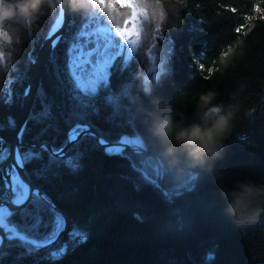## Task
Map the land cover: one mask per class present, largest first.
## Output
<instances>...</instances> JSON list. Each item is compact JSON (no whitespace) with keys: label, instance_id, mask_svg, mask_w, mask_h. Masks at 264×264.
I'll use <instances>...</instances> for the list:
<instances>
[{"label":"trees","instance_id":"trees-1","mask_svg":"<svg viewBox=\"0 0 264 264\" xmlns=\"http://www.w3.org/2000/svg\"><path fill=\"white\" fill-rule=\"evenodd\" d=\"M58 12L40 17L11 78L0 86V165L19 119L32 59ZM70 14L20 134L24 173L42 197L33 193L7 218L39 242L56 239L45 246L10 239L0 264H264V216L244 228L225 217L211 176L197 169L191 171L199 173L194 182L191 172L175 180L161 161L167 190L193 183L169 199L150 180L154 160L129 149L108 153L94 136L114 144L122 134H138L159 158L145 119L154 98L179 114L186 111L182 91L214 87L226 104L256 106L255 123L226 142L217 169L226 175L264 174V135L256 134L264 125V0H187L184 23L152 37L159 55L152 59L150 43L138 36L137 48L112 58L105 80L92 90L94 85H79L70 66V49L92 15ZM224 49L227 57L220 56ZM209 67L216 71L205 80ZM78 122L93 134L81 135L61 156L52 154L65 146L68 130ZM4 193L0 171V198Z\"/></svg>","mask_w":264,"mask_h":264},{"label":"clouds","instance_id":"clouds-1","mask_svg":"<svg viewBox=\"0 0 264 264\" xmlns=\"http://www.w3.org/2000/svg\"><path fill=\"white\" fill-rule=\"evenodd\" d=\"M65 3L71 12L83 16L99 13L114 25L133 10L122 5L121 0H0V86L11 78L23 45L34 36L40 17L52 16ZM131 3L137 14L141 42L150 43L157 33L184 23L181 13L187 0H131ZM220 56L227 57L228 51L222 50ZM197 63L203 70L204 65ZM215 71L209 67L204 79L211 80ZM180 98L185 112L174 113L170 104L156 97L154 108L146 113L149 137L159 159L175 180H182L197 169L211 176L223 215L241 228L257 224L264 216V174L226 175L216 167L226 142L255 123L256 106H245L238 100L226 104L219 100L214 87L182 91ZM256 134L264 135V125L256 128Z\"/></svg>","mask_w":264,"mask_h":264},{"label":"rangeland","instance_id":"rangeland-1","mask_svg":"<svg viewBox=\"0 0 264 264\" xmlns=\"http://www.w3.org/2000/svg\"><path fill=\"white\" fill-rule=\"evenodd\" d=\"M121 3L133 9L130 14H127L126 19L114 25L103 15L93 14L89 22L80 30L76 39L77 43L70 49L72 73L76 75L80 83H85V86L92 85L91 82L97 83L100 75L103 76L106 72L112 58L126 56L133 49L132 45H136L137 27L134 5L131 0H121ZM107 25L109 28L106 27ZM102 27L103 29L100 30ZM148 52L151 53V58L153 55L156 57L159 49L153 48ZM5 196L6 193L0 199H4Z\"/></svg>","mask_w":264,"mask_h":264},{"label":"water","instance_id":"water-1","mask_svg":"<svg viewBox=\"0 0 264 264\" xmlns=\"http://www.w3.org/2000/svg\"><path fill=\"white\" fill-rule=\"evenodd\" d=\"M57 18H59V19H57ZM57 18H56V20H59V24L57 26H55L56 20L54 21V23L51 26L49 32L47 33L45 39L43 40L37 54L35 55L34 59L32 60V68L30 70L27 85H26L24 95L22 98L19 119H18V122L15 126L14 133L10 139L9 152H8L6 159L0 165V170H1V173H2V176H3L5 182L9 183V172L11 171V168L13 167L15 169V171L17 172L18 176L27 185L28 194H27V197H26V200L24 201V203H26L27 200L30 198L31 191H33L34 188L29 183V180L27 179V177L24 173L23 166L17 165L16 161L14 160V156H15V152H17V154H19L18 150L21 146L20 134H21V131H22L28 117H29L30 109H31L32 102H33V99H34L35 94H36V90L38 87V83H39V79H40V76L42 73V69H43L45 63L47 62V60L49 59L50 52H51L52 48L55 46L58 39L61 37V35L63 34V32L65 30V27L67 26L68 22L70 21L71 14H70V11L67 9L66 3L62 6L61 9H59V13H58ZM96 139L101 144L102 139L97 135H96ZM70 144H71L70 142L66 143V145L63 147L62 153H65V151L68 149ZM46 148L50 149V146L46 145ZM143 156L145 158H151V159H154L156 161V164L158 167V172L156 175V185L159 188L163 189L164 188L163 181H162V178L160 176L161 170H163L161 162L159 161L158 158H156V156H154L153 154H151L147 151L143 154ZM5 192L7 193L8 190H5ZM38 193L42 196L41 192H38ZM165 194L166 195L168 194L167 191L165 192ZM2 200L3 199H0V203ZM4 205L7 207L8 211H12V210L21 206V205H12L10 202H6V203H4ZM0 240H1V244H0V252H1L3 247H4L5 242L7 240L4 233H3L2 228H0Z\"/></svg>","mask_w":264,"mask_h":264},{"label":"bare ground","instance_id":"bare-ground-1","mask_svg":"<svg viewBox=\"0 0 264 264\" xmlns=\"http://www.w3.org/2000/svg\"><path fill=\"white\" fill-rule=\"evenodd\" d=\"M57 19H59V18H57ZM58 24H59V20H56L55 26H57ZM106 27L109 28V25H107ZM102 29H103V27L100 28V30H102ZM104 30H106V29H104ZM171 44H173V43H171ZM133 45L131 47V48H133L131 50V52L134 51L137 48L138 43L136 42V45H134V46ZM150 46H151V48L160 47L159 45H157L154 42L152 44L150 43ZM97 55L100 57V53H98ZM157 55H159V54H157ZM148 76L151 77V76H154V74H148ZM71 135L73 136V135H75V133L70 134V136ZM123 143L129 144L130 146H132L133 149H140L141 148L140 141L137 138H129V139L124 138L123 139ZM62 151H63V148H59V151L56 153V156H61L63 154ZM14 160L16 161L17 165H22L20 151H19V154H17V152H15ZM4 189L8 190V192H7V196L0 203V228H2L4 230V232L6 233L8 230H10V227L7 226V224H9L7 222V218L9 217L10 213H8L7 207L4 205V203L10 202L12 205H21L20 207H22V206L26 205V203L29 201L30 198L27 200L26 203H24V201L26 200L27 194H28V187L21 180V178L18 176L17 172L12 171V169L9 172V183H7V182L4 183ZM38 192L39 191H37L34 188V190L31 191L30 197L33 195V193H36V194H38L40 196V194ZM20 207H18V208H20ZM18 208H16V209H18ZM11 226L13 228H15L13 225H11ZM5 237H6L7 240H6L5 244H4V247H5L6 243H7V241L10 240V239L18 238V239H21L23 241H27L28 242V241H30V238H31V237H28V236H26L25 234H22V233H20V235H16L15 234V235H11V237H7V236H5ZM55 239L56 238L50 239L49 243H52L53 241H55ZM0 244H1V240H0ZM4 247H3V249H4ZM3 249H2V251H3Z\"/></svg>","mask_w":264,"mask_h":264}]
</instances>
